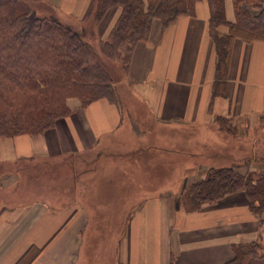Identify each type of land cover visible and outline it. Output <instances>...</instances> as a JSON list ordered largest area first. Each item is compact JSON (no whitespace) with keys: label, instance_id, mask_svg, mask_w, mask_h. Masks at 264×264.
Listing matches in <instances>:
<instances>
[{"label":"crops","instance_id":"crops-1","mask_svg":"<svg viewBox=\"0 0 264 264\" xmlns=\"http://www.w3.org/2000/svg\"><path fill=\"white\" fill-rule=\"evenodd\" d=\"M61 1L58 14L80 13V20L91 0ZM119 13L112 8L96 25L98 39L108 37ZM225 14L234 20L230 0ZM215 70L209 11L201 1L194 15L168 27L152 22L148 40L136 44L117 83L122 105L98 99L80 108L71 99V114L52 128L0 138V264H17L25 256L29 264H225L233 245L264 241L243 192L187 212L180 194L195 176L181 174L180 194L172 190V172L231 167L245 174L257 162L264 167L253 132L255 126L264 132V42L234 41L219 94ZM220 118L237 128V136L220 130ZM142 119L164 131L155 124L141 130L147 123ZM187 128L194 135L186 136ZM193 141L195 148L189 146ZM91 153L99 156L92 161L99 178L79 185L87 165L75 174L65 160ZM63 168L67 182L60 184ZM29 180L41 182L38 190L26 187ZM102 237H110L111 245L106 238L100 245Z\"/></svg>","mask_w":264,"mask_h":264},{"label":"trees","instance_id":"trees-1","mask_svg":"<svg viewBox=\"0 0 264 264\" xmlns=\"http://www.w3.org/2000/svg\"><path fill=\"white\" fill-rule=\"evenodd\" d=\"M30 1L0 0V138L37 135L52 128L57 119L69 114V98L79 99L84 106L98 99L115 103L112 78L99 63L85 30H75L54 15L40 16ZM201 1L209 11V36L216 57L213 87L219 94L226 85L234 41L264 42V0H230L232 22L226 19V0H91L82 19L93 15L98 24L109 10L120 9L100 46L107 58L125 60L127 70L134 47L148 40L154 20L168 27L180 16L194 15ZM220 28H226V32L221 33ZM218 123L220 130L236 136L231 122L220 118ZM237 192L245 194L264 232L261 171L240 174L231 167L212 168L206 179L184 187L180 206L195 212L203 204ZM260 241L233 245L232 258L225 264H264ZM26 257L17 264H29L32 259Z\"/></svg>","mask_w":264,"mask_h":264},{"label":"rangeland","instance_id":"rangeland-1","mask_svg":"<svg viewBox=\"0 0 264 264\" xmlns=\"http://www.w3.org/2000/svg\"><path fill=\"white\" fill-rule=\"evenodd\" d=\"M87 1V3L89 2V0H86ZM31 2V5H32V7L38 12V14L40 15V16H48V15H54V16H56V17H58L59 19H60V22H62L63 24H66V25H70L73 29H75V30H82V29H84L85 30V32H86V34H87V36H86V39L88 40V42H89V44H90V46H91V48L95 51V53H96V55H97V57L99 58V63L100 64H102V65H104V68L108 71V73H109V75H110V77L112 78V81H113V84L111 85V87H112V93H113V100H114V104H119V105H122V102H121V100H120V96L118 95V91H117V89H116V87H117V83L121 80V79H124V77H125V74H126V68H125V66H123L124 65V63L126 62L125 60L123 61V60H121V61H117V60H111V59H109V58H107L103 53H102V49H101V46H100V39H98L97 38V36H96V34H95V29H96V25H97V23L95 22V19L93 18V15H91V16H89V18H87V19H85L84 21H83V19H80L79 20V18L77 19V17H78V15L79 16H81L80 15V13H77L75 16V18H72L71 16H63V14H58V11L56 10V8H55V6H56V4H60L62 1L61 0H31L30 1ZM84 8H86V7H84ZM229 10H230V8H227V15H229ZM230 13H231V10H230ZM81 18V17H80ZM116 18V17H115ZM114 18V19H115ZM115 23V22H114ZM99 24V23H98ZM120 85V88L124 91H127L126 89V85L125 86H122V84H119ZM71 99H74V100H78V102H79V107L80 108H85L86 106H84L82 103H81V101L79 100V99H77V98H69V99H67V101H66V106H67V108H68V110H69V114L67 115V116H65V117H68L70 114H71V111H72V109L70 108V106H68V100H71ZM133 121L132 122H135V120L134 119H132ZM143 120V119H142ZM144 122H147L146 124H145V126H143V125H141L140 124V126H142L141 127V130H144V129H150V128H152V127H154V124H155V127H157L158 129H160V130H162V131H164V129L163 128H161L160 126H158L156 123H152V122H150V121H145V120H143ZM140 123V122H139ZM139 123H138V125H139ZM229 126V125H228ZM230 126H233V125H230ZM145 127V128H144ZM219 127H220V125H219ZM235 127V126H234ZM235 129H236V131L238 132V130H237V128L235 127ZM139 130H140V128H139V126L138 127H136L135 128V131L137 132V134H140V132H139ZM194 130L193 129H190V128H187V132H185V135L186 136H190V135H194ZM253 132H255V135L254 136H257L258 138L255 140V142H256V144H259L258 145V148H259V150H258V153H259V156L260 157H264V132H261L260 133V131H259V129H257L256 128V126L254 127V130H253ZM182 134L184 135V133L182 132ZM236 136H237V134H236ZM229 144L231 143H233V142H228ZM231 144H230V146H231ZM188 146V145H187ZM189 146H193L192 148H195L196 146H195V144H194V141L192 142V144H190ZM225 147V146H224ZM237 150H238V148L236 149V152H237ZM93 155H95V154H93V153H91V154H88V155H84V154H81V155H77V156H75V157H70L69 159H66L65 160V162H67V160H68V163H72V166L75 168V170L77 171V172H74L75 174H78V173H80L81 172V170L85 167H83L82 166V163H85L86 165H87V168H86V170L85 171H83V172H81L79 175H78V178H79V185H82V183H86L87 182V180H96V179H98L99 178V165H94V163L92 162L93 160L95 161V160H97L98 158H99V156L98 155H96V157H94V158H92V156ZM240 157H242V155H240ZM145 158V157H144ZM176 158H174V157H172L171 158V162H172V164H173V162H174V160H175ZM83 161V162H82ZM128 161H130V158H129V160ZM188 161V160H187ZM67 163V164H68ZM164 163V162H163ZM260 162H257V163H255V166H252V168L250 169V170H248L246 173H248V172H251V171H261V172H264V167L261 165V164H259ZM195 162L193 161V163L192 162H189V163H187V166H189L188 168H192V167H194L195 165ZM246 164V163H245ZM64 165H65V163H64ZM158 165H159V163H157L156 162V166H155V170H157L158 169ZM194 165V166H193ZM248 165V164H247ZM77 167V168H76ZM241 167H243V166H241ZM80 168H82V169H80ZM79 169V170H78ZM159 169H162V168H159ZM3 170H1V172H2ZM87 171V172H86ZM0 172V173H1ZM6 172H8V171H6ZM6 172H4V173H6ZM61 172H62V174H58L57 176V178H58V180H59V183L60 184H64V183H66L67 182V175H66V172H65V168H63L62 170H61ZM178 172V171H177ZM177 172H172V173H170L171 174V179H172V181H173V188H172V190L173 191H175L174 193H175V195H178V194H180L179 193V191H178V189H179V187L180 186H178L179 185V183H180V180H181V178H180V176H181V174L182 175H189L190 177H193V176H195L194 178H192V179H189V177L187 178V180H192V181H197V180H200L201 178H204L205 177V174L206 175H208L209 173H200L199 174V172L198 173H196L195 174V172H185V173H183V171H182V173H177ZM25 173V172H24ZM166 173H168V172H165V171H162L161 172V174H163V176H164V178H166ZM245 173V174H246ZM155 174H156V172H155ZM194 174V175H193ZM198 176V177H197ZM118 179V177H115V179ZM40 181H42V180H40ZM43 182V181H42ZM187 182V183H186ZM185 182V185L186 184H188L190 181H186ZM25 183V182H24ZM40 183L41 182H38L37 184H35V182L34 181H32V180H29L28 182H27V184H26V187H28V188H32L33 190H35V188L38 190V188H39V186H40ZM176 187V188H175ZM184 189V188H183ZM183 189H182V191H183ZM82 190V189H81ZM181 191V192H182ZM172 192V191H171ZM182 194V193H181ZM180 194V195H181ZM169 195H171L170 193L168 194L167 193V195L166 196H169ZM23 199V198H22ZM170 201V203H171V201H172V199L171 200H169V199H167V202H169ZM169 204V203H168ZM174 205V206H177V204H176V202L174 201V203H171V205ZM170 204H169V206H171ZM179 205H180V203H179ZM107 239L108 240V245H111L110 244V237H102L101 239H100V241H99V244L100 245H102L103 243H105V240L104 239ZM261 242V244L264 246V241H260ZM246 243H249V242H246ZM28 257H26V259H27Z\"/></svg>","mask_w":264,"mask_h":264}]
</instances>
